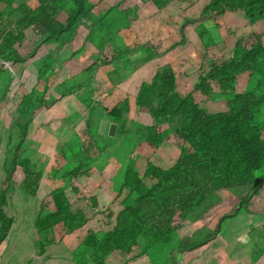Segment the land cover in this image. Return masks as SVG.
Instances as JSON below:
<instances>
[{"label":"rangeland","instance_id":"1","mask_svg":"<svg viewBox=\"0 0 264 264\" xmlns=\"http://www.w3.org/2000/svg\"><path fill=\"white\" fill-rule=\"evenodd\" d=\"M73 1L53 4L59 22L65 21ZM20 3L34 10L38 0H14L0 9L16 18ZM202 3L87 0L70 31L58 39L41 36L33 25L25 28V41L7 57L25 60L8 59L11 69L0 68V192L5 194L1 208L11 219L0 240V264H6V256L8 264H37L38 256L54 259L55 264H186L193 250L214 244L228 224L246 219L260 224L264 239L263 182L232 217L223 216L233 212L246 187L210 195L186 213L166 243L144 249L146 242L139 239L131 258L115 252L101 263L99 251L82 244L85 228L100 239L107 228V211L136 200L122 185L127 169L143 177L150 165L166 169L180 154L165 137L158 144L149 140V127L158 134L168 130L152 115L154 100L146 107L138 106L140 83L152 81L158 69L168 65L180 79L199 66L204 47L228 50L245 30L239 18L228 15L226 20L195 18L179 31L183 16L196 14ZM258 79L256 74L250 79L248 90L254 89ZM224 103L223 98H217L207 106L219 112ZM113 109L124 121H115L110 115ZM258 120L264 123V110ZM101 122L107 124L103 133L99 132ZM111 123L116 124L114 136L107 135ZM59 151L63 153L60 165L55 164ZM22 158L41 174L34 197L22 189L24 175L16 166ZM56 189L66 193L73 210L88 202L96 205V214L84 229L67 233L62 225L56 226L50 234L54 243L40 248L35 244V220L53 210L48 195ZM46 199L49 203L41 210ZM220 218L223 221L215 232ZM204 238L207 242L194 249L183 244ZM5 239L10 240L9 247H1Z\"/></svg>","mask_w":264,"mask_h":264},{"label":"trees","instance_id":"2","mask_svg":"<svg viewBox=\"0 0 264 264\" xmlns=\"http://www.w3.org/2000/svg\"><path fill=\"white\" fill-rule=\"evenodd\" d=\"M13 1L0 0V5L11 6ZM56 1L38 0L34 10L20 3L15 9L16 18L11 16L12 13L3 14L0 9L1 69H11L10 60H25V57H7L25 41L27 26L33 25L43 37L58 39L70 31L77 13L87 2L74 0L65 21L59 22L53 6ZM228 15L239 18L245 29L230 49L223 51L208 45L193 72H185L178 79L171 66H164L158 69L152 81L141 82L138 86V106L146 107L154 100L153 117L167 125V134H158L154 127H149V140L158 144L165 137L173 142L180 154L166 169L150 165L143 177L131 168L125 171L122 185L136 196L134 203L107 211V228L100 239L91 230H84L83 246L99 251L101 263L115 252L131 258L139 239L145 240L144 249L166 243L181 226L186 213L207 197L223 190L246 187V193L240 197L233 212L223 216L232 217L246 205L249 193L263 184L264 123L258 116L264 110V0H203L196 14L183 16L177 27L182 32L195 18L226 20ZM255 74L259 79L254 89L248 90V82ZM217 98L224 99L225 108L212 112L207 105ZM110 115L115 121L125 119L114 109ZM62 155L59 151L55 164L60 165ZM17 156L15 152L14 158ZM16 166L24 175L22 189L34 197L41 174L32 170L27 158L17 160ZM48 198L53 210L40 214L34 224L35 244L40 248L54 243L50 234L58 225H62L67 233L84 229L97 208L87 202L73 210L66 193L60 189L50 192ZM46 202L47 199L41 202V210ZM4 204L5 194L1 191L0 240L11 224V219L2 212ZM222 221L223 218L218 220L215 232ZM205 242L207 238L183 244L194 249Z\"/></svg>","mask_w":264,"mask_h":264},{"label":"crops","instance_id":"3","mask_svg":"<svg viewBox=\"0 0 264 264\" xmlns=\"http://www.w3.org/2000/svg\"><path fill=\"white\" fill-rule=\"evenodd\" d=\"M259 223L246 219L242 223H230L214 244H206L193 250L186 264H264V239ZM10 240L1 243L7 246ZM6 264L9 257L6 256ZM37 264H55L38 256Z\"/></svg>","mask_w":264,"mask_h":264},{"label":"water","instance_id":"4","mask_svg":"<svg viewBox=\"0 0 264 264\" xmlns=\"http://www.w3.org/2000/svg\"><path fill=\"white\" fill-rule=\"evenodd\" d=\"M106 126H107V124L105 122H101L100 127H99V132L103 133L106 129ZM115 131H116V124H114V123L109 124L108 130H107V135L108 136H114Z\"/></svg>","mask_w":264,"mask_h":264}]
</instances>
